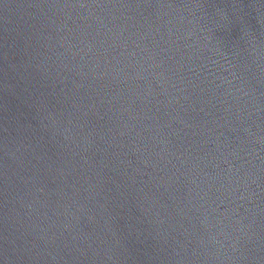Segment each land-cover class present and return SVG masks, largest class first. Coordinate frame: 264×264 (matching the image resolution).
I'll return each mask as SVG.
<instances>
[{
	"label": "water",
	"instance_id": "1",
	"mask_svg": "<svg viewBox=\"0 0 264 264\" xmlns=\"http://www.w3.org/2000/svg\"><path fill=\"white\" fill-rule=\"evenodd\" d=\"M0 264H264V0H0Z\"/></svg>",
	"mask_w": 264,
	"mask_h": 264
}]
</instances>
